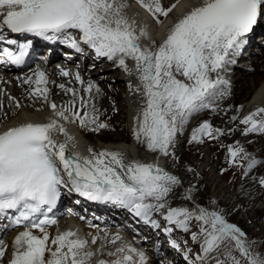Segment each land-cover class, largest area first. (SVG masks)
<instances>
[{
    "label": "snow or ice",
    "instance_id": "1",
    "mask_svg": "<svg viewBox=\"0 0 264 264\" xmlns=\"http://www.w3.org/2000/svg\"><path fill=\"white\" fill-rule=\"evenodd\" d=\"M136 3L157 24L177 6L173 3L165 8L161 0ZM128 7L127 0H0V43L18 44L4 34L7 31L61 41L76 52H82L81 45H85L96 57L115 62L130 76L134 74L138 83L133 86L130 82L129 90L140 94L143 103L135 117L133 136L148 151L175 160L171 149L177 133L196 113L216 111V101L229 94V81L222 73L235 63L233 57L243 51L249 35L264 19V0H202L175 20L158 45L153 41L146 47L140 41L147 33L143 28L137 30L136 22L127 16ZM31 45L27 40L15 50L0 48V64L23 65ZM129 60L133 68H129ZM59 74L73 76L64 68ZM74 79L85 84L79 72ZM22 83L28 85V98L42 100L50 115L45 122L24 121L0 131V215L9 220L3 228L24 229L14 238L8 264H89L95 253L85 251L87 240L71 230L57 231L55 236L49 233L57 220L48 214L56 207L62 190L125 208L153 229L161 228L153 218L154 213H161L167 225L163 231L169 235L174 228L189 233L192 222H197L198 232H191V239L199 242L200 251L193 257L191 249L183 250L186 264H264V254L255 251L246 233L229 222L222 211L195 203V186L184 194L185 200L194 203L193 208L167 204L169 195L181 186L176 175L152 163L129 160L119 151L89 148L88 156L68 151L73 137L66 124H78L92 132L109 127L91 102L93 90L101 92L94 82L83 87L88 99L75 88L58 85L72 97L63 104L50 99L44 71L35 70L23 77ZM16 107H21L18 101ZM239 123L245 126L244 135L264 133V107L250 112ZM223 134L204 120L192 130L188 143H202L204 137L217 139ZM58 136L65 139L60 141ZM228 156L230 165L242 166L238 161H248L245 175L260 163L239 146L229 145ZM258 182L264 187V176ZM9 212L12 215H7ZM97 239L93 237L91 243ZM121 239L117 234L106 243ZM170 244L181 251L177 241ZM7 247L0 239V264ZM108 255L117 258L111 262L99 260L98 264H147L145 253L130 244Z\"/></svg>",
    "mask_w": 264,
    "mask_h": 264
},
{
    "label": "bare ground",
    "instance_id": "2",
    "mask_svg": "<svg viewBox=\"0 0 264 264\" xmlns=\"http://www.w3.org/2000/svg\"><path fill=\"white\" fill-rule=\"evenodd\" d=\"M201 2L202 0H161L165 8L171 6L173 3H176L177 6L167 18H163L162 23L156 25V21H149L148 17L151 18V15L141 8L136 3V0H127L129 7L126 13L131 20L136 22L137 30L143 28L146 31L147 36L142 37L140 41L141 45L146 47L150 46L153 41L158 45L165 38L167 30L177 18L190 10L191 7L200 5ZM263 28L264 19H261L254 28L253 33L249 35V49L243 53V56L237 61L232 71H229L228 68L226 72L222 73L224 78L229 81V94L216 101V111L203 110L206 114L204 117L202 116L198 119V121L201 118L212 121L214 129H221L224 133L221 137L228 138L226 147L223 149L219 147L220 151L215 150L212 153L198 147L194 142L189 144V139H185L181 144L175 143V147L171 151H174L177 157L178 167L172 164V160L174 159L171 156L165 158L168 159V162H166L167 160L165 161L160 153L148 151L144 145L137 143L133 136V130L136 127L135 117L143 103L140 94L129 90L130 82L133 86L138 83L135 75H126L127 77H123L122 72L111 69V65L105 63L104 58L98 57L91 58L90 64L94 65V67L92 72L89 73L81 72L74 68H64L73 73V76L70 77L61 76L59 74V67L55 68L49 65L43 68L42 71L46 73L49 81L47 87L50 90V99L57 104L66 103L72 98L70 94L66 95L58 87L60 84L75 88L79 95H83L86 99L89 98V95L83 92V87L89 81L94 82L101 90L100 94H96L95 90H93L90 99L101 113L100 120L108 123L109 127L107 129H101L99 132H96L95 137H92L90 135L92 131L82 129L78 124H66L65 127L69 135L73 137L69 143L68 151L79 153L81 156H88L89 148L97 152L107 149L122 152L129 160L135 159L158 165L165 171L168 168H176L172 174L181 180V186L177 187L174 193L169 195L167 198L168 203L172 200H177L175 195L182 198V195L184 196L189 187L195 186L198 191H205L196 196L194 195L195 203H199L196 201L197 198L203 200V202L208 200L215 201L218 208H222L224 213L228 215L238 214L240 212L239 207H236L237 203L240 206L243 205L246 216L243 214L238 217L236 216L234 221L246 233V240L250 243L253 241L255 247L259 248L264 254V187L255 181L261 176H264V133H249L248 135H244L243 129L245 126L239 123V120L250 112L255 111L258 107H264V49L261 48L264 46ZM5 33L12 34L7 31ZM13 35L17 36L16 34ZM249 51L253 53L260 52L261 56L258 58L253 54L248 58ZM35 70L37 69L33 68L22 74H4L0 72V131L24 121L45 122L50 115L49 108L42 100L28 98V85L22 83V78L32 75ZM76 72H79L85 81L84 85L75 81L74 74ZM244 72L252 73L249 78H246L243 74ZM257 81H259V84L255 87L253 83ZM10 97L14 99H10ZM17 101L21 105L20 108L16 107ZM38 109L42 110L38 111ZM233 116L237 117L235 121L232 120ZM189 125H186L187 128L185 130L182 129V133L184 134L182 137L192 130L193 126L189 128ZM57 139L63 141L65 138L58 136ZM254 141H258L259 143L256 149L251 147V142ZM229 145L243 147L249 153L250 157H254L260 163L245 175L248 161H238V165L242 166L230 165L228 156ZM176 147H181L179 153L175 152ZM192 147H194V152L191 149ZM192 153H194V159H197L196 163L189 161ZM179 162L181 163L179 164ZM188 166L193 167L191 168L193 170L189 171ZM226 169L233 170V175L223 173ZM220 179H224L229 186H224ZM255 197L261 200L258 206H255ZM72 206L78 214H83L82 208L86 207L82 200L73 202ZM186 206L193 208L194 203L186 200ZM90 212L94 213L93 216L90 215L93 219L98 217L99 219L107 220L110 217V211L94 210ZM248 219H252L254 226L250 227L247 224ZM126 223L128 225V222ZM79 227H82L83 230L77 233L78 237H83L89 242L86 248L87 250L85 251L91 250L95 253L89 261V264H98L99 260L111 262L117 258L116 256L108 255L109 252H115L112 249L113 244L106 243L111 238L105 235L102 243L98 244L100 240L97 239V242L92 244V238L97 237V234L91 231L86 225H80L79 221L75 218L71 217L66 220H61L56 227L48 230L52 236H55L57 231L64 232L71 230L75 232L74 230L76 228L79 229ZM255 227H257V230ZM20 231H23V229L14 230L3 239L8 246L6 255L3 258V264H8L11 259L13 241ZM135 237L140 244L142 239L139 236ZM149 237L150 241L156 238L155 234L151 231ZM157 241H160L161 245L165 246L163 237L157 238ZM139 244H134V247ZM147 247L149 248L150 246L148 245ZM149 264H157V261L152 259Z\"/></svg>",
    "mask_w": 264,
    "mask_h": 264
},
{
    "label": "rangeland",
    "instance_id": "3",
    "mask_svg": "<svg viewBox=\"0 0 264 264\" xmlns=\"http://www.w3.org/2000/svg\"><path fill=\"white\" fill-rule=\"evenodd\" d=\"M151 18H152V16H151ZM163 18L164 17H160V20L162 21L163 20ZM153 19V18H152ZM154 20V19H153ZM154 22H155V20H154ZM156 25V24H155ZM264 49V48H263ZM254 51H255V49H254ZM254 56L255 57H260L261 56V53L259 52V53H256V52H254ZM245 70H247V69H245ZM251 73L252 72H244L243 74L245 75V77L246 78H249L250 77V75H251ZM259 81H257V82H254L253 83V85L255 86V87H257L258 86V83ZM248 97V96H247ZM246 97V98H247ZM246 100V99H245ZM206 113L205 112H203V111H201L200 113H196V115H197V117L196 118H200V117H204V115H205ZM214 117V116H213ZM204 120H206V119H203V118H201L199 121L198 120H195L193 123H191V125H190V127H192V130L195 128V127H198V125H199V123H201V122H203ZM209 121V120H208ZM211 124H213L212 123V121H209ZM213 126V125H212ZM214 128V127H213ZM183 129V128H182ZM183 130H185V129H183ZM192 130L190 131V132H188V134L187 135H185L184 137H182V135H184L183 133H182V131L181 132H178V134H177V136H176V139H175V143H177V144H181L182 142H184L185 141V139L187 140V139H190V136H191V133H192ZM179 133H180V135H179ZM182 133V134H181ZM95 134H96V132H90V135L92 136V137H95ZM188 135H189V137H188ZM179 137V138H178ZM182 137V138H181ZM228 138H223V137H221V135L217 138V139H211V138H209V137H204L203 138V142L202 143H196V145L198 146V147H201V148H203L204 150H208V151H210V152H212L213 153V151H215V150H218V151H220V149H223L224 147H226V145H227V140ZM195 143V142H194ZM201 144V145H200ZM214 144H215V146H214ZM222 144V145H221ZM200 145V146H199ZM259 145V143H258V141H254V142H251V147L253 148V149H256L257 148V146ZM195 147V146H194ZM194 147H192L191 149H192V151L194 152ZM219 147H220V149H219ZM175 152H177V153H179L180 151H181V147H176L175 148ZM153 153V152H152ZM146 156H147V154H146ZM194 156V153H192V156L189 158V161L190 162H192V163H196L197 162V159H194L195 157H193ZM220 157V156H219ZM162 158L163 159H165L166 157H164V156H162ZM173 159V158H172ZM167 160V161H166ZM165 161L166 162H168V159H165ZM172 164H175V166L176 167H178L179 165H177V161H176V159L175 160H172ZM181 162H179V164H180ZM188 163V162H187ZM188 165V164H187ZM191 168H193V167H190V166H188V170L189 169H191ZM176 170V168H168V172H170L171 174H172V172H174ZM193 170V169H192ZM223 173H226V174H228V175H233V170H231V169H226ZM259 179V178H258ZM255 180V181H259V180ZM221 180V183L224 185V186H229L228 185V183L224 180V179H220ZM257 182H255V183H257ZM259 183V182H258ZM201 192H205V191H197V192H194V195L196 196L197 194H200ZM175 197H176V199L177 200H172V201H170L169 203L167 202V204L170 206V207H181V206H183V207H187L186 206V200L184 199V196L182 195V198L180 197V196H176L175 195ZM259 199V200H258ZM181 200V201H180ZM178 201V202H177ZM180 201V202H179ZM196 201L197 202H199V204L201 205V206H204V207H208L209 208V210H213V208H215L216 210H220V211H222L223 213H224V211L222 210V208H218V206L216 205V204H213L212 203V201H210V200H208V201H204L203 202V200H200V199H196ZM203 203H202V202ZM260 202H261V200H260V198H258V197H255V206H258V204H260ZM172 203V204H171ZM202 203V204H201ZM207 203V204H206ZM172 205V206H171ZM216 206V207H215ZM236 207H239V211L241 212H239L238 214H226V213H224L225 214V216H226V219L229 221V222H231V223H234V224H236L235 223V218H236V216L238 217V216H240L241 214H243L244 216H246V212H245V209L243 208V205H241L240 206V204L239 203H237L236 204ZM253 221H252V219L250 220V219H248L247 220V224L250 226V227H252V226H254V223H252ZM191 227H193L195 230H198V223L197 222H195V221H193L192 222V224H191ZM255 229L257 230V227H255ZM252 244H253V247H254V249H255V251H258V252H260L261 254H263V252L259 249V248H256L255 247V243L252 241L251 242ZM238 258H239V253L238 252H235L234 253ZM242 264H243V262H242Z\"/></svg>",
    "mask_w": 264,
    "mask_h": 264
}]
</instances>
